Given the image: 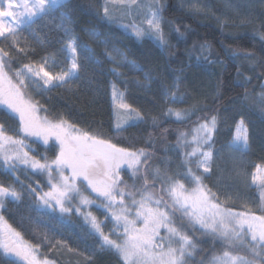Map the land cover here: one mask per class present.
<instances>
[{"label":"trees","instance_id":"obj_1","mask_svg":"<svg viewBox=\"0 0 264 264\" xmlns=\"http://www.w3.org/2000/svg\"><path fill=\"white\" fill-rule=\"evenodd\" d=\"M62 8L66 15L47 11L30 22L36 37L19 28L15 38L0 39V46L8 53L5 60L12 76L24 65L45 61L44 66L55 75L70 69L69 36L76 35L80 44L90 47L77 50L78 67L71 80L46 88L43 112L51 120L75 124L81 132L117 148L144 150L148 159L143 163L145 157H140L139 171L120 169L125 202L133 199L128 192L140 200L145 189L153 199L165 195L161 189L167 184L161 179L153 186L157 171L161 177L167 174L185 187H193L184 179L190 167L202 175L203 185L216 195L222 208L264 215V0H158L159 31L152 32L143 24L138 28L147 31L139 36L108 20L102 0H65ZM91 28L116 39L140 69L128 70L123 80L118 79L101 45L85 34ZM169 90H173V101L166 96ZM115 91L123 94L126 105L136 113L132 122L119 128L114 127ZM175 112L181 113L180 118ZM212 117L216 118L215 128L202 146L212 154L211 167L202 173L196 165L199 154L189 155L195 148L190 137L195 126ZM241 121L246 147H242L243 141L233 142ZM0 125L12 137L18 125L1 105ZM36 149L45 152L48 147ZM0 186L19 194L0 202L1 226L19 232L24 243L38 246V260L49 264H130L104 243L91 221L84 223L82 214L41 205L29 191L35 186L14 183L12 176L0 173ZM135 211L131 207L130 219ZM187 219L183 210L174 211L173 226L187 234L194 245L185 254V264H215L214 258L224 251L264 264L259 244L258 254L249 247L254 243L250 234L244 236L246 243L237 241L230 247L199 225L194 230ZM142 226L138 220L136 227ZM159 231L165 238L160 242L165 250L169 243L179 246V237H169L165 228ZM7 259L26 264L11 256ZM0 264H7L2 249Z\"/></svg>","mask_w":264,"mask_h":264},{"label":"snow or ice","instance_id":"obj_2","mask_svg":"<svg viewBox=\"0 0 264 264\" xmlns=\"http://www.w3.org/2000/svg\"><path fill=\"white\" fill-rule=\"evenodd\" d=\"M58 2L59 0H51L50 6H56ZM149 7L152 18L148 19V25L150 28L155 27L159 31V9L156 8L152 11L154 6ZM18 9H23V11H17ZM47 11L46 0H3V4L0 5V37L15 38L17 28L14 24H18L22 16L26 15L31 18L38 13H46ZM6 18H11L13 23H5ZM146 31V29L137 28L136 34L139 36ZM67 51L71 53V67L58 76L54 77L50 72L44 70L45 61L39 69L24 65L23 68L15 71L13 77L9 75L11 69L8 68L5 60L8 53L0 49V105L18 115L21 130L26 136L40 138L45 145H48L49 141L52 140L54 143L51 148L58 149V154L51 163H48L47 160L40 163L30 158L28 152L23 151V140L4 137L3 126L0 125V139H7L10 144L20 146V149L15 153L16 160L23 164L31 163L34 169H40L49 174V191L42 195L37 193L36 189H29V191L36 194V198L42 201L44 206H59L62 212H68L71 209L64 207L65 201L73 199L77 195L83 204L93 203L81 191L86 183L87 188H90L92 192L107 202L104 204L105 208L111 210L113 205L118 204L120 211L113 212V216L116 222H123L125 241L120 243L116 240H110L103 232L100 234L104 243L115 248L126 261L129 258H136L133 264H185V254L188 252V248L194 247V245H192L187 234L180 228L173 226L175 210H183V216L188 218L187 222L194 230L196 225H199L201 229L211 233L214 237L223 239L230 247H234V242L237 241L242 244L246 243L244 236L250 234L251 241L254 242L249 244L251 250L255 253L257 244L261 250H264V215L255 216L247 212L233 213L231 209L222 208L217 202L216 195L203 185L202 175L194 172L190 167L184 179H187L189 184L194 185L193 187H185V184L181 183L179 179L169 177L167 174L161 177L157 171L156 177L153 178V186L157 178L161 179L162 183L167 184V188L161 189L165 195L153 199V194L145 189V194L141 196L140 200H136L134 198L135 193L128 192L127 195L133 197L131 206H129L125 204L126 193L124 188L120 187L122 182L119 169L126 164L129 169L139 171L137 166L142 164L140 157H145L143 163H146L148 159V155L143 149L132 152L124 148H117L116 145L107 140L98 139L87 132H81L75 124H69L63 120L54 122L47 118L40 119L37 117V106L25 99L22 89L27 86L26 81H32L34 78L42 80L44 85H53L54 80L58 84H64L71 80L78 67L75 41L69 40ZM13 78L15 83H13ZM122 107L127 108L129 106L122 105ZM169 113L172 114L171 109H169ZM174 114L177 118L181 116L180 112ZM215 122L216 118L212 117L210 124L200 125L198 131L204 133L200 138L202 142L207 143L210 139L211 132L215 128ZM242 123L241 121V126L237 128L233 142L240 143L243 141L242 147H246L247 137L243 135ZM179 142L180 138H178ZM0 148H3L2 144H0ZM195 154V150H193L189 155ZM202 155L204 159L198 167H203L204 172H208L211 167L212 154L203 152ZM11 159V155H4L5 164H8ZM187 163L191 164V161ZM9 167L14 168V165L9 164ZM66 170L70 171V175L65 174ZM144 179L145 185H147L148 177L145 176ZM78 180L81 181L80 184L76 183ZM8 196L18 198L19 194L14 190L10 191L0 186V197ZM133 206L136 209L135 216L130 219L129 214ZM2 220L3 217L0 216V221ZM138 220L143 225L141 228L136 227ZM181 223L183 224V221ZM245 226H247V232H245ZM97 227L99 226L97 225ZM161 228L167 230L169 237H179V246L173 247L169 243L166 250L161 247V252L157 254L158 258L151 259L149 262L148 258L152 255L149 249L157 243L158 237L161 243L165 239L160 236L159 230ZM35 247L38 246L22 243L20 233L10 228L7 235L0 237V249L3 250L7 264H16V260L7 259L9 256L25 261L26 264H41L35 255ZM214 261L215 264H237V262L238 264H254L253 261H249L245 257L232 255L230 251H224L222 257L214 258ZM43 264H49V262L45 260Z\"/></svg>","mask_w":264,"mask_h":264},{"label":"rangeland","instance_id":"obj_3","mask_svg":"<svg viewBox=\"0 0 264 264\" xmlns=\"http://www.w3.org/2000/svg\"><path fill=\"white\" fill-rule=\"evenodd\" d=\"M64 1L65 0H59L56 6H50L51 0H46V7H48V11L57 10L60 14L66 15L62 8V4ZM2 4H3V0H0V5ZM4 6L6 7V5ZM102 6H103L104 15L106 16L108 20L113 21L115 25L117 24L121 29L125 31H129L130 33H133L136 31V29L139 26H142L143 24L148 25V19L152 18L149 6H154L152 8V11H154L156 8H158V0H102ZM17 11H23V9H18ZM40 14L41 13H38L36 16H33L31 18H29L26 15L22 16L19 20V23L14 24V26L17 28V30L19 28H25L27 34H29L30 36L36 37V33L30 28L29 24L32 20H34ZM5 23H13V21L11 20V18H6ZM156 30L157 29L155 27L151 28L152 32ZM85 34H87V36L92 41H95L96 43H99L101 45L104 54L112 63L110 70L116 75L118 79L123 80V73H126L128 70L136 71L140 69L138 64L132 58L128 56L127 51L122 46H120L118 43H116V39H113V37L110 36L109 34L101 33L98 29H94V28L88 29ZM2 38L7 39V40L10 39V37L8 38L0 37V39ZM69 40L75 41L77 50L90 48L87 45L80 44L78 42V37L76 35H72L68 37L66 48H67V44ZM0 49H2L1 46H0ZM31 66L36 69H39L41 64H35ZM44 70L48 71L45 66H44ZM50 74L54 77L58 76L51 72ZM9 75L12 76L10 73ZM144 80H147V78L145 77ZM15 82L16 81L13 78V83ZM55 82L58 83L57 81L54 80L53 83ZM138 83H141V81H138ZM26 85L27 86L24 87L22 91L24 93L25 99L37 106V112H36L37 117H39L40 119L47 118L49 121H54V122L61 121V120H51L43 112L42 100L46 97V88L50 85H44L43 81L39 80L38 78H34L32 81H26ZM166 96L170 101H173V99L175 98L173 94V90L167 91ZM113 105H114L113 116H114V127L115 128H119L120 126H123L124 124H128L129 122H132L136 118V113L132 109H130L129 107L127 108L122 107V105H126V103L124 102L123 94L121 92L115 91L113 93ZM1 106L6 112L11 114L18 123L16 128L13 129L14 136L12 137L4 132V137H11L14 140H23L24 141L23 151L28 152L30 158L36 161H39L40 163H44L45 160H47L48 163H51V161L58 154V149L51 148V145L54 143V141L50 140L49 144L45 145L40 138H37L34 136H26L25 133L21 130V125H20L18 115L11 113L9 110L6 109L5 106L3 105ZM206 123L210 124L211 120L202 122L198 124L197 126H195L192 129V133L190 137L191 140L192 139L194 140V144H195L194 150H195L196 155L199 154V159L197 160V163H196L197 167L200 164V162L204 159L202 153L209 152V150H204V151L202 150V146L205 143L202 142L200 138L204 135V133L198 131L200 128V125H203ZM117 125H119V127H117ZM30 142H33V144ZM0 144L3 145V148H0V173L1 174H4L5 176H9V177L12 176V181L14 183L20 184V182H23L24 184L26 182L27 184L31 186H35L37 193L41 195L44 192H47L50 190V185L48 182L49 174L46 171H43L40 169H34L31 166V163L23 164V163H20L18 160H16L15 153L20 149L19 145L10 144L7 139H0ZM36 147H42V149H45L48 147L46 151H48V154L50 153L52 157L51 155H47L46 151L43 152V150L42 151L37 150ZM50 148L51 150H49ZM31 153H35V155ZM5 154L12 156V159L8 162V164L4 163ZM9 164L14 165V168L9 167ZM121 167L128 168L126 164L122 165ZM198 169L202 173L209 172V171L204 172L203 167H198ZM65 174L70 175V171L66 170ZM53 175H56V173H53ZM76 183L80 184L81 181L78 180L76 181ZM11 190H13V188ZM81 191L85 196H87L90 200H92L93 203L83 204L80 200V197L77 195L75 196V198L65 201L64 207L71 209V211H68L67 213L69 212L72 214L77 213L78 215L82 214V219L84 223L91 221L93 230L97 234H99L101 238L102 236L100 233L103 232V234L107 235L110 240H116L120 243H123L126 239L124 235V231H123V222L122 221L119 223L116 222L113 216V212L120 211L119 205L118 204L113 205L111 210L105 208L104 204L107 202L102 197H99L97 196L96 193L92 192L90 188H87L86 183H85V186L81 189ZM3 198L4 197H0V202L3 200ZM117 199L119 200L118 197ZM37 201L41 205H43L42 201L38 199ZM125 204L131 206V203L129 202L127 203L125 202ZM48 208L49 209L57 208L60 212H62L59 206L48 207ZM77 209H79V211H77ZM129 217H131V213L129 214ZM93 218H94V221H93ZM1 225L2 224L0 223V237H3L8 234L9 229L5 226L2 227ZM97 225L99 227H97ZM21 242L24 243L22 240ZM161 247H163L162 244L157 241V243H155L154 246L149 249L150 253L152 254L151 257L148 258L149 262L151 261V259L158 258L157 254L161 252ZM35 255H36V252H35ZM232 255H237V254H232ZM135 259L136 258H129V260L126 262L133 264V261ZM41 264H43V261H41ZM254 264H258V263L254 262Z\"/></svg>","mask_w":264,"mask_h":264}]
</instances>
